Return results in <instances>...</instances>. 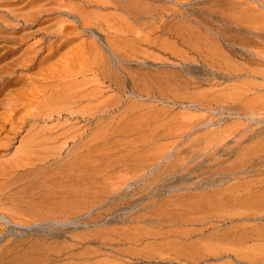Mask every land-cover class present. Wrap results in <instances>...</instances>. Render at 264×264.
I'll use <instances>...</instances> for the list:
<instances>
[{"label":"rangeland","instance_id":"rangeland-1","mask_svg":"<svg viewBox=\"0 0 264 264\" xmlns=\"http://www.w3.org/2000/svg\"><path fill=\"white\" fill-rule=\"evenodd\" d=\"M118 42L122 54L113 46ZM107 44L120 53L111 54ZM100 59L119 77L117 86L106 79L96 97L114 104L103 113L114 135L87 170L89 176L101 171V179L76 182L84 194L65 197L69 217L0 222V264H264V206L261 216H250L252 198L264 200V0H0V101L29 93L31 83H50L49 91L63 86L53 77L41 81L44 74L71 71L75 81H87ZM76 64L90 69L79 74ZM81 101L77 109L87 112L95 104ZM1 107V116L10 113ZM42 121H29L35 125L9 142L0 134V167L28 135L56 123ZM75 122L80 133L94 129L92 122ZM59 137L58 145L72 142ZM27 169L16 176L19 182L0 175V193H6L0 212L28 211V203L53 187L32 179L38 167ZM214 194H239L251 208L229 201L201 214L186 205ZM200 215L203 221H192Z\"/></svg>","mask_w":264,"mask_h":264},{"label":"bare ground","instance_id":"bare-ground-1","mask_svg":"<svg viewBox=\"0 0 264 264\" xmlns=\"http://www.w3.org/2000/svg\"><path fill=\"white\" fill-rule=\"evenodd\" d=\"M80 20H81V17H80ZM80 20H79V22L81 23ZM81 24H84V23H81ZM119 43L120 42H118V44L117 43H113V46H115L116 48H119L120 52H121V48H123V46H121L122 45L121 43L119 45ZM93 45H95V43H93ZM107 47L109 48V50H111L110 51L111 54L114 52V55H115V52L117 51V50L115 51L116 48L114 47L115 49H113V47L111 48V46L108 45V44H107ZM133 49L127 47V51H131ZM120 52H118V53H120ZM118 53H116V54L119 56ZM123 53H124V51H123ZM130 53L131 52H129V54ZM121 54H122V52H121ZM131 54H133V53H131ZM117 55H116V58L122 59L121 57H117ZM94 56L97 58V60H99L100 57L97 55V53ZM103 56L104 55H102V57ZM66 58L67 57H64L65 61H66ZM125 59H123V61H126ZM100 61H102V63L100 65L93 64V66H92L93 70H94V75L92 74L93 78H91V79L89 78L87 81L86 80L81 81L80 79H79L80 82L75 81V75L72 74L71 71L70 72L66 71V72H61V73H55V72L51 73L50 72L51 73L50 75L44 74L43 78H41L40 80L44 82V80H42V79H47L48 77H51V79L53 77L54 80L58 79L59 81L63 82L62 83L63 86L62 87L60 86L61 89L58 86L57 87L59 89H56L54 87L57 84L56 82H55L56 84L54 83L55 85L52 84L54 86L52 88L50 87L51 88L50 91L48 89V86L51 85L50 83L49 84L46 83L47 86L45 84L44 85H41V84L38 85L40 82L38 84L34 83L33 85L31 83V86H30L31 87V91L29 93H21V94L10 93V94H8L6 96V98L4 100L0 101V107L4 106L6 108V110L10 112L9 114L7 113V114H4L3 116L0 115V122L2 123V124H0V134L5 133V136L3 138L6 139V142H9L12 139V137H10V136L18 134L20 132L21 128L24 129V127L27 126V125L29 126V128H31L33 125H35L33 123L34 121L29 123L30 125L27 124L29 121H32L33 119H38V120H41V121L43 120L45 122H47L48 120L50 121L51 119L53 121H56V123L53 122L54 124H51L52 123L51 122L49 124L50 126L43 127V128L41 127V128H38V129L36 128L37 129L36 132L33 133V134L28 135L26 137V139L24 140V142L22 143L21 147L15 151L14 155L8 161H6L5 163H3L1 165V167H0V175H3V176L11 178L9 180H14L15 177L19 174V172L21 170H25L26 168L31 170L33 168L35 169V168L38 167V169L33 171V173L31 172L32 174L30 173L31 174L30 176L33 177L32 179L35 178V180H38V182L42 186L45 185V183H50L51 185H53V187H51V188H50V185H49V188L44 189L42 191L41 197L38 200H36V201L33 200L31 203H28L29 204L28 211L24 210L25 212L24 211L23 212H19V211H15V210L13 211L12 209L11 210L10 209L9 210H5L3 212L1 211L0 212V222H1V224L3 226H5V224H7V223H13V224L21 223L22 220L21 221L15 220L17 217H18L17 218L18 220L19 219L25 220V218L30 219V220L31 219L32 220L33 219L36 220V219H41V218H51V217H54V215L68 216L72 212V211L70 212V210H69L72 204L68 203L69 201L67 202L66 198L74 196V195L77 196V192H78V194H80L79 192L82 191V190L79 191L78 190L79 188L75 189V187L77 185L76 182L78 181L77 183L79 185L80 184L79 182L82 181V180H85L86 178L88 179V178L92 177L93 179H96V180L97 179H101L100 176H99V175H101V171L100 172L99 171H94L93 174L90 173L92 175L89 176L88 173H87V170L92 166V165H90L92 163L90 161L93 158L101 159L102 152L105 150L106 146L109 144L108 142H109L111 136L114 135L113 132L115 131V129L112 128L113 127L112 122L109 121V120L105 121L104 118H103V113L107 112L106 111L107 108L113 109L112 106H110V105H114V104H108L109 100L108 101L98 100V99L96 100V97L97 96L99 97L101 95V93L103 91V86L102 85H103V82H105L106 79H108L109 82H111V84L113 82V84H115L117 86L118 84L116 82L119 80V77H118V75L110 74L109 70L111 69V66L106 62V60L104 61V59L103 60L100 59ZM109 61H111V60H109ZM28 62L30 63L32 61H28ZM67 62H69V61H67ZM114 62L118 63L117 60L114 61ZM76 65H77L76 69L78 70L77 73H79V74L82 73L83 71H88L90 69L89 67L82 68L83 66H81L80 68L83 69V70L79 71L80 69H78V68H79L80 65L79 64H76ZM115 65H116V67H114V69L118 68V70L121 71V69H122L121 64L118 63V64H115ZM29 66L30 67L34 66V64L33 65H29ZM73 66H75V65H73ZM118 70H116V72H115V70H113V71L116 74ZM77 73H76V75H77ZM7 78H8V76H7ZM82 79H84V78H82ZM127 79H131L132 87L134 88V86H136L135 83L133 82L134 81V77H132L130 75V77L129 78L127 77ZM36 80L38 81V79H36ZM107 84H109V83H107ZM104 85H106V84H104ZM3 86H6V84H4V82H3ZM141 87L143 88V85ZM104 88H106V87L104 86ZM107 90H108V88H107ZM48 91H49V93H48ZM23 92H25V91H23ZM132 93H134V92L132 91ZM45 94H48V96L45 97ZM107 97H109V96H107ZM79 100H82L81 101L82 102L81 105H83V102L85 101L84 103L88 107H89V105L91 103H93L95 100L96 101H95L94 106L89 107L90 109L88 108L89 111L87 112V109H85V108H84L85 110L81 109V108L77 109L78 108L77 106H80V105H78L80 103ZM77 101H78V104L76 106L75 103ZM40 103H42V104L40 105ZM38 105H40V106L36 107L35 110L30 111V108L32 106H38ZM74 105L76 106V108H74ZM134 107H136V106L128 105V108H134ZM20 111H25L26 113L24 115H22L21 117H19L18 119H15L13 113H18ZM55 115H59V116L55 117ZM104 115H106V114H104ZM131 116H132V114H131ZM95 119L96 120H102V121H99V122L97 121V123L96 122L93 123V120H95ZM77 120L89 121L90 123L92 122L93 123L92 125H93L94 129L93 130L91 129L92 132H89V133H87L85 130L82 133H80L79 131L76 130L77 129V127H76L75 130L77 132H79V133L73 134L72 132L75 131L74 127L77 125V122H75V121H77ZM17 121H19V122H17ZM32 123H33V125H32ZM81 125H83V124H81ZM44 126H45V124H44ZM84 126H83L84 129H85V127H86V129L88 128L87 126H85V127ZM61 129L62 130L65 129V130H63V132H59V130H61ZM43 130H48L49 135L46 134L47 136L46 135L44 136L43 133L45 131L43 132ZM67 131H70V132L68 134H65V133H67ZM117 133L124 134V131L123 130H119ZM61 135H62V137H66V139H67V137L69 139L71 138L72 142L69 141V139H68L67 141H69L71 143L64 141L63 143H60L59 145L56 144V143H58V141L60 142V140H62L59 137ZM13 138H15V137H13ZM66 139H64V140H66ZM54 140H56V141H54ZM0 145H1V143H0ZM57 148H59L60 152L64 153V156H63V154H61L59 156V151H58ZM62 159H63V161H62ZM60 161H62V162H60ZM102 161H104V160L102 159ZM95 162L97 163V161H95ZM43 163H47V164L49 163V164L46 167L43 166V165H42V167H39ZM49 166H53V168H48ZM97 166L98 165H96V167ZM101 169H104V167H102ZM92 170H93V166L91 168V171ZM94 175H96V176H94ZM19 177H21V176H19ZM102 178H103V176H102ZM17 179H18V182H19V178H17ZM147 180H150V179L148 178ZM14 181H10V183L13 184L12 182H14ZM32 182H33V180H32ZM86 182H84V184H86ZM29 183L31 184V182H29ZM96 184H98V183H96ZM58 186H60V187H58ZM59 188H60V190H59ZM238 188H240V187H238ZM25 190L26 189H24L23 191H25ZM30 191L33 192V190H30ZM239 191H241V190H239ZM246 191H247V189H246ZM250 191H249V193H250ZM27 192H28V189H27ZM25 193H24V195H25ZM218 193H220V192H218ZM243 193H244V191L242 190V194ZM82 194H84L83 191H82ZM217 194H214V196L217 197L215 199H212V200L211 199H201L199 202L196 199L194 202L197 201V203H194V204L189 203V205L188 204H186V205L188 207L190 206V209L192 210V212H201V214H202L203 213L202 211L204 210V208L208 207L210 205L213 208L214 207L219 208L225 202L232 201V203L233 202L235 204L237 203L236 204V207H238L237 209H239L242 206H244V208L246 207V209H250L251 206H249L247 208L248 204L254 203V204H251V205H252V207L255 208V211L251 212L250 216L251 215H253V216L254 215L255 216L256 215L257 216L260 215L261 216L262 215L261 212H262V208L264 206V203H263L264 200L260 201V200H258L256 198L255 199L252 198L251 201L249 200L251 203L247 204L246 202L248 201L247 200L248 198L247 199H243L244 200L243 201L242 200V196L239 197V194L237 196H233L232 195V197H231V195H229V196L225 195V197L222 198V199L219 198L218 197L219 195L217 196ZM244 194H247V193H244ZM7 195H9V194L7 193ZM18 195H15V197L18 196ZM24 195L22 197H24ZM55 195L57 197H59L61 195L64 198L65 197L66 198L65 199L63 198L62 202H60V203H58V202L57 203H53V204L47 203L48 198H50L52 196L55 197ZM223 195H224V193H223ZM247 196H249V195H247ZM5 197H6V193H4V191H3V193H0V201H2ZM7 197H9V196H7ZM22 197H21V199H22ZM30 197H31V195H30ZM243 197L245 198V196H243ZM199 198H201V197H198V199ZM203 198H205V197H203ZM4 200H6V199H4ZM17 200H18V198H17ZM17 200H16V203L18 201H19V203H21L20 202V198H19L18 201ZM2 202L4 203V201H2ZM22 202H24V200ZM232 203H231L232 206L235 205V204H232ZM24 204H25V202H24ZM15 206H18V205H15ZM217 208H215V209H217ZM237 211H235V212L233 211L232 215L240 214V216L242 215L245 218L249 217V214H246L245 212L240 213V212H237ZM220 212H222V211H220ZM6 213H8V214H6ZM202 216L203 215H200L199 217H195V218L192 219V221H199V222L203 221V217ZM218 216H220V215L212 214L210 216V218L211 219H216ZM65 218H67V217H65ZM27 219H26V221H27ZM208 219H209V217H208ZM1 228H3V227H1ZM10 250L11 249L7 248L5 250V252H4V254L8 253Z\"/></svg>","mask_w":264,"mask_h":264}]
</instances>
